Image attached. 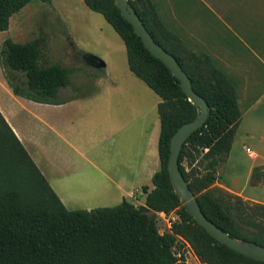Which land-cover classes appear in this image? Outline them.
<instances>
[{
	"label": "trees",
	"instance_id": "trees-1",
	"mask_svg": "<svg viewBox=\"0 0 264 264\" xmlns=\"http://www.w3.org/2000/svg\"><path fill=\"white\" fill-rule=\"evenodd\" d=\"M33 1L0 0V32L8 31L11 18ZM84 2L114 28L126 46L130 70L161 98V168L153 176V190L143 188L145 206L124 200L114 207L69 210L0 112V264H187L176 256L178 239L189 244L201 264H264L219 243L186 211L171 184L168 162L173 135L198 117V109L122 17L115 0ZM129 3L155 40L178 59L194 90L209 105L206 124L187 140L180 155V169L203 212L230 236L264 247V204L245 201L216 185L242 120L234 86L221 72L207 77L192 70L156 34L154 8L141 5L142 0ZM39 45L40 39L21 44L11 38L2 44L0 64L14 95L58 105L93 93L62 99L63 90L80 88L72 84L70 68L39 65L43 54ZM186 152L198 160L191 173L183 165ZM150 211L176 212L179 219L171 232L161 233Z\"/></svg>",
	"mask_w": 264,
	"mask_h": 264
},
{
	"label": "crops",
	"instance_id": "crops-1",
	"mask_svg": "<svg viewBox=\"0 0 264 264\" xmlns=\"http://www.w3.org/2000/svg\"><path fill=\"white\" fill-rule=\"evenodd\" d=\"M142 2L154 8L157 22L153 28L169 51L207 77L221 72L234 86L242 120L216 185L250 202L264 204V0ZM25 8L11 18L8 31L0 32V49L11 38L13 24L17 34L23 37L21 33L30 19L26 15L19 17ZM36 39L39 38L33 36L31 41ZM83 59L102 63L98 71L107 78L113 77L101 55L97 58L84 54ZM104 76L98 74V79L92 82L99 86L93 96L58 105L43 104L14 95L0 65V112L70 210L77 206L92 210L119 205L125 198L140 202L143 196L145 202L134 205L145 206L147 194L143 188L153 190L150 182L161 168L160 134L149 145L155 146V150L149 148L147 158L136 161L140 165L136 170L135 166L129 167L131 160L122 165V171L112 163L114 155L109 142L113 136L106 132L111 123L112 100L108 94L121 86L117 82H112L113 87L104 86ZM61 98H66L63 91ZM131 106L133 103L127 101L124 104L125 110ZM104 117H107L105 122ZM159 124L161 132V121ZM117 140L120 144L124 137ZM103 141L109 143L108 147L102 145ZM248 148L251 152H247ZM256 169L259 171L254 177ZM192 261L197 264L195 258Z\"/></svg>",
	"mask_w": 264,
	"mask_h": 264
},
{
	"label": "rangeland",
	"instance_id": "rangeland-1",
	"mask_svg": "<svg viewBox=\"0 0 264 264\" xmlns=\"http://www.w3.org/2000/svg\"><path fill=\"white\" fill-rule=\"evenodd\" d=\"M142 4L144 3L142 2ZM23 15L30 18L24 26L25 30L21 33L23 37L17 34L13 24L10 32L11 39L16 43H27L32 40L33 36L38 37L40 39L39 46L43 51L39 60L41 67L56 64L71 69V82L74 86H79L80 89L63 90V95L66 98L80 97L90 91L93 93L86 97L93 96L97 91L96 86L99 88L97 82L95 85L93 84L94 80L98 79V74L101 77L104 76L97 67L90 64L87 59H83L84 54L97 58L98 55H101L107 60L113 77L104 76L103 85L113 87L112 82H117L121 86L108 94V98L112 100L109 113L111 123L108 125L110 129L106 131L113 136L112 141L109 142V148L113 150L114 155L111 161L119 171H122V165L128 160L133 161V163H129V167L135 166L134 170L139 168L140 165L136 161L145 160L147 158L146 150L148 151L149 148L155 150V146L150 147L149 145H151V140L154 141V137H159L160 134V118L157 107L161 99L129 70L125 44L118 33L102 14L92 11L84 0H52L51 3L35 0L19 14V17ZM38 25L39 27H36ZM2 94L5 95L3 91ZM126 101L133 103V107L131 106L129 110L124 108ZM104 119L105 122L107 117ZM117 137H124V141L120 143L123 147L120 149L117 147L120 145L117 142L119 140ZM109 143L103 141L102 145L108 147ZM112 144L114 147L111 146ZM188 152H186L183 165L191 173L198 167V160H194L193 156L187 154ZM223 167L219 169L220 174ZM150 185H153L152 182ZM125 200L139 205L145 202V197L143 196L140 202L129 198H125ZM243 200L248 201L244 198ZM93 204L98 206V203ZM83 207L70 208L71 210H82ZM155 215L157 225L162 233L171 232L174 219H179L176 212L164 216ZM174 250L186 259L187 264H194L193 258L197 264H201L189 244L184 240L178 239Z\"/></svg>",
	"mask_w": 264,
	"mask_h": 264
},
{
	"label": "water",
	"instance_id": "water-1",
	"mask_svg": "<svg viewBox=\"0 0 264 264\" xmlns=\"http://www.w3.org/2000/svg\"><path fill=\"white\" fill-rule=\"evenodd\" d=\"M115 5L119 8L122 17L133 26L136 35L141 38L148 51L155 58L162 61L171 71L172 75L179 80L185 95L189 101L197 107L199 112V115L195 120L180 127L171 139V153L169 156L168 171L176 195L180 198L189 215L192 216L197 224L203 227L215 240L231 250L264 263L263 246L251 241H242L238 238H234L207 218L195 193L191 190L180 169V155L182 149L193 133L206 124L209 117V105L194 90L190 76L184 70L178 59L155 40L137 11L130 6L129 0H115ZM92 64L95 67L102 66V63ZM155 214L154 211H150L151 217Z\"/></svg>",
	"mask_w": 264,
	"mask_h": 264
},
{
	"label": "built area",
	"instance_id": "built-area-1",
	"mask_svg": "<svg viewBox=\"0 0 264 264\" xmlns=\"http://www.w3.org/2000/svg\"><path fill=\"white\" fill-rule=\"evenodd\" d=\"M247 152H251V150L248 148V149H247ZM176 220H177V218L174 219V221H176ZM175 253H176V252H175ZM176 256H177L178 259H181V258H182V255L179 254V253H176Z\"/></svg>",
	"mask_w": 264,
	"mask_h": 264
},
{
	"label": "flooded vegetation",
	"instance_id": "flooded-vegetation-1",
	"mask_svg": "<svg viewBox=\"0 0 264 264\" xmlns=\"http://www.w3.org/2000/svg\"><path fill=\"white\" fill-rule=\"evenodd\" d=\"M88 62H89L90 64H92V62H94V61H90V60H88Z\"/></svg>",
	"mask_w": 264,
	"mask_h": 264
}]
</instances>
